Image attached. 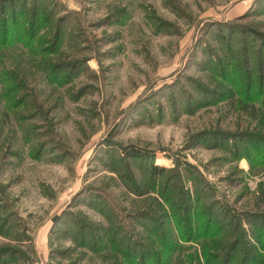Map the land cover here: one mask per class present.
Returning a JSON list of instances; mask_svg holds the SVG:
<instances>
[{
	"label": "rangeland",
	"instance_id": "374dc122",
	"mask_svg": "<svg viewBox=\"0 0 264 264\" xmlns=\"http://www.w3.org/2000/svg\"><path fill=\"white\" fill-rule=\"evenodd\" d=\"M263 77L264 0H0V264H255Z\"/></svg>",
	"mask_w": 264,
	"mask_h": 264
},
{
	"label": "trees",
	"instance_id": "16d2710c",
	"mask_svg": "<svg viewBox=\"0 0 264 264\" xmlns=\"http://www.w3.org/2000/svg\"><path fill=\"white\" fill-rule=\"evenodd\" d=\"M263 80H264V77H263ZM260 84H261L260 90L259 92L257 91V94L259 93L258 98H255L254 96H252L251 90H250L249 94L247 95V100L239 98V100L235 101L234 103L235 104L237 103L240 109L245 110L247 113H249V115L251 116V122H250L251 125H248V126H252L253 121L256 122L255 129L257 131L256 130L255 131L256 132L259 131L258 132L259 134L256 133L255 136L258 137L261 141H264V135H261V133L264 134V82L261 79H260ZM231 97H233V95ZM156 168L160 170L165 169L163 166H160V165L159 166L157 165ZM261 216L263 217V215ZM257 239H258L257 242L261 246L260 251L262 252V254H264V234L258 233ZM238 242L239 241L235 240L234 243L230 246V250H229L230 253H228V257H231V255H233L234 250L237 249ZM203 245H204L203 248H205L206 250L211 247L205 242H203ZM254 249L256 248H253L251 251L245 250L244 259H243L244 262L251 260L255 264H264V255H260V256L257 255ZM194 257L196 258V254H194ZM216 258H219V257L217 256ZM206 261L208 263L207 255H206ZM172 264H184V260L182 258H177L175 261H173Z\"/></svg>",
	"mask_w": 264,
	"mask_h": 264
}]
</instances>
